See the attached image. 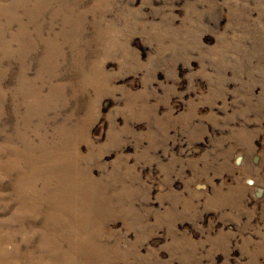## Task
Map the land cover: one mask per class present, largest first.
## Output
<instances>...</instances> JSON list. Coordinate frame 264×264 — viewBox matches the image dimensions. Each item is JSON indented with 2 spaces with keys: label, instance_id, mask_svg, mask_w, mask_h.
Here are the masks:
<instances>
[{
  "label": "rangeland",
  "instance_id": "obj_1",
  "mask_svg": "<svg viewBox=\"0 0 264 264\" xmlns=\"http://www.w3.org/2000/svg\"><path fill=\"white\" fill-rule=\"evenodd\" d=\"M0 264H264V0H0Z\"/></svg>",
  "mask_w": 264,
  "mask_h": 264
}]
</instances>
